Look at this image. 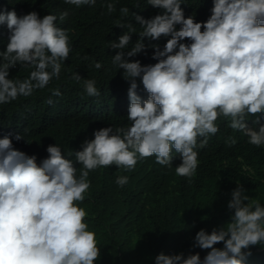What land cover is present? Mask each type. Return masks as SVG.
<instances>
[{"label":"clouds","instance_id":"1","mask_svg":"<svg viewBox=\"0 0 264 264\" xmlns=\"http://www.w3.org/2000/svg\"><path fill=\"white\" fill-rule=\"evenodd\" d=\"M118 2L103 0L108 15L117 11ZM211 2L210 15L197 22L196 16H185L183 0H147L148 6L160 11L149 19L131 14L142 29L134 44L136 27L127 22L130 9L120 7L114 23L126 31L108 45L116 50L112 65L123 70L129 84L128 123L95 130L80 151H72L74 160L55 143L38 161L35 154L14 147L13 140L22 141L24 135L8 133L0 138V264L100 260L97 233L90 229L89 212L81 206L91 188L90 172L112 166L134 171L139 162L152 157L156 164L172 169L175 152L181 159L175 175L191 180L200 166L198 149L207 147L221 122L247 137L249 145L264 148V0ZM64 3L95 7L97 0ZM68 16L67 10L41 18L36 11L18 16L15 10L0 9V27L6 25L9 31L6 48L0 51V105L29 98L60 78L73 47L72 29L58 27L57 20ZM162 37L166 43L161 50L152 42ZM148 48L153 49L151 59L156 63L130 62ZM17 66L32 70L24 79H10V69ZM91 66L101 70L103 63L93 61ZM71 79L82 82L87 97H100L95 79H84L77 72ZM141 85L146 99L138 95ZM50 92L53 97L62 95L59 88ZM46 103L55 102L49 98ZM251 117L255 119L250 127ZM225 144L233 147L237 140L230 135ZM128 181L121 175L115 183L124 187ZM246 192L236 184L227 202L228 221L211 232L199 230L187 255L161 252L155 264H247L251 249L264 245V204ZM196 248L207 254L201 258L199 252L193 253Z\"/></svg>","mask_w":264,"mask_h":264},{"label":"trees","instance_id":"2","mask_svg":"<svg viewBox=\"0 0 264 264\" xmlns=\"http://www.w3.org/2000/svg\"><path fill=\"white\" fill-rule=\"evenodd\" d=\"M183 2L186 17L193 15L202 22L210 15L211 0ZM116 7L117 11L108 15L103 0H97L95 7L80 8L65 4L64 0H0V9L15 10L18 16L36 11L42 18L67 10L69 16L63 22L57 20V26L72 29L73 47L58 80L29 98L0 105V138L8 133L24 135L26 142L13 140L14 147L35 154L38 161L47 157V147L55 143L66 157L74 160L72 151H80L84 140L94 138L95 130L128 123L129 84L123 79V70L112 65L116 50L108 45L126 29L116 27L114 21L120 16V7L130 9L127 22L136 27L131 40L134 44L142 29L131 14L149 19L160 10L148 6L147 0H119ZM8 36L7 26L0 27V51L5 50ZM152 43H158L162 50L166 38ZM153 54V49L148 48L146 53L130 58V62L154 64ZM85 55L91 59L83 60ZM93 61L102 62L103 68L96 70L91 66ZM31 70L17 66L10 69L9 78L24 79ZM75 72L84 79H95L100 97L84 95L82 82L71 79ZM53 88H59L62 95L51 96ZM138 95L147 98L142 85ZM49 98L55 102L51 106L46 103ZM251 119L255 117L248 121L250 127ZM230 135L237 140L233 147L225 144ZM198 151L200 166L191 180L175 175L174 168L181 163L175 152L172 169L161 167L152 157L139 162L134 171L112 166L90 172L91 188L81 206L89 212L90 229L97 233L101 258L96 264H155V257L161 252L187 255L199 230L211 232L228 221L227 202L236 184H242L253 201L259 199L264 204V148L249 145L247 137L221 122L220 131L209 139L206 148ZM121 175L129 177L124 187L115 183ZM261 248L264 245L251 249L253 255L247 264H264ZM195 252L201 258L207 254L198 248Z\"/></svg>","mask_w":264,"mask_h":264}]
</instances>
